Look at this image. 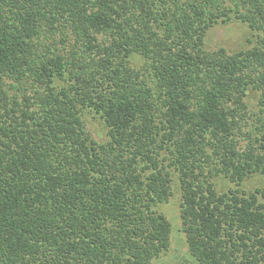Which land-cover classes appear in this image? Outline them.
I'll use <instances>...</instances> for the list:
<instances>
[{
	"label": "trees",
	"instance_id": "obj_1",
	"mask_svg": "<svg viewBox=\"0 0 264 264\" xmlns=\"http://www.w3.org/2000/svg\"><path fill=\"white\" fill-rule=\"evenodd\" d=\"M231 20L254 44L206 49ZM255 174L264 0H0V264H149L174 180L197 264H264Z\"/></svg>",
	"mask_w": 264,
	"mask_h": 264
},
{
	"label": "rangeland",
	"instance_id": "obj_2",
	"mask_svg": "<svg viewBox=\"0 0 264 264\" xmlns=\"http://www.w3.org/2000/svg\"><path fill=\"white\" fill-rule=\"evenodd\" d=\"M256 37L257 31L252 30L241 21L231 20L225 23L218 22L207 31L204 38V46L209 50L223 47L227 51H237L253 45ZM133 63L138 65L142 64V58H135ZM257 96L258 93L254 90H251L248 95L250 108L253 111L258 110V105L256 103ZM83 116L87 121L86 125L92 137L100 142L106 140L105 129L100 119L89 112H85ZM215 184L218 190H224L228 185H231L226 179L221 177L215 179ZM242 184L247 190H253L255 187H264V174H255L246 179ZM172 186L173 193L170 199L165 203L159 204L157 207V210L163 213L171 224L169 245L166 250L152 259L149 264H197L188 250L185 235L182 231L179 212L180 190L175 180Z\"/></svg>",
	"mask_w": 264,
	"mask_h": 264
}]
</instances>
